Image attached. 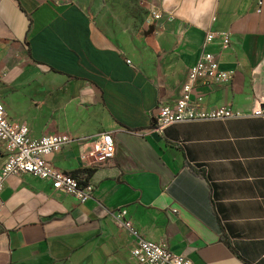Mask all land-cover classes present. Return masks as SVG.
<instances>
[{"label": "crops", "instance_id": "obj_1", "mask_svg": "<svg viewBox=\"0 0 264 264\" xmlns=\"http://www.w3.org/2000/svg\"><path fill=\"white\" fill-rule=\"evenodd\" d=\"M203 52L232 79L196 80L191 100L240 115L156 131ZM0 102L33 139L72 136L49 160L93 186L82 203L8 176L0 264H134L132 236L110 215L119 206L193 264H264V0H0ZM102 133L114 156L94 162ZM7 153L0 141V167Z\"/></svg>", "mask_w": 264, "mask_h": 264}, {"label": "built area", "instance_id": "obj_2", "mask_svg": "<svg viewBox=\"0 0 264 264\" xmlns=\"http://www.w3.org/2000/svg\"><path fill=\"white\" fill-rule=\"evenodd\" d=\"M153 18H158L157 12H152ZM222 48L229 43V34L220 32ZM216 33L206 34L205 46ZM130 64V60H126ZM220 83L230 81L232 74L219 68L216 54L203 52L197 61L188 68L182 84L180 96L173 105H161L155 115V130L162 131L165 127L176 123L197 121H222L239 116L229 108L215 107L203 109L191 100V91L196 80ZM255 115H262L256 110ZM75 140L68 134H49L38 139L29 135V128L24 123H14L5 114V108L0 102V141L5 145L8 153L0 167V194L5 180L10 175L31 174L40 179L50 181L56 192L74 196L80 202L91 198L93 186L81 180L78 176L61 171L53 166L49 157L56 151L66 147ZM83 141L88 140L82 138ZM93 147L88 153L94 162H104L114 156L115 144L110 133H102L96 139L89 141ZM84 157V156H83ZM2 202L0 201V211ZM112 219L118 227L128 231L133 239L131 254L134 264H193L184 254L170 251L165 245L148 240L135 230L128 209L119 206L110 212Z\"/></svg>", "mask_w": 264, "mask_h": 264}, {"label": "water", "instance_id": "obj_3", "mask_svg": "<svg viewBox=\"0 0 264 264\" xmlns=\"http://www.w3.org/2000/svg\"><path fill=\"white\" fill-rule=\"evenodd\" d=\"M154 29L153 25H150L148 33L152 32Z\"/></svg>", "mask_w": 264, "mask_h": 264}, {"label": "trees", "instance_id": "obj_4", "mask_svg": "<svg viewBox=\"0 0 264 264\" xmlns=\"http://www.w3.org/2000/svg\"><path fill=\"white\" fill-rule=\"evenodd\" d=\"M92 169L91 170H88V175H90L91 173H92ZM74 175V174H73ZM86 181H84V183H85Z\"/></svg>", "mask_w": 264, "mask_h": 264}]
</instances>
